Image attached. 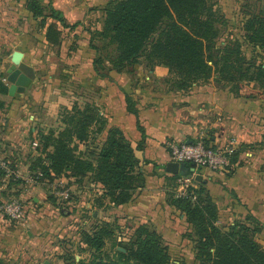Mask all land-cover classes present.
Wrapping results in <instances>:
<instances>
[{"label": "trees", "instance_id": "obj_1", "mask_svg": "<svg viewBox=\"0 0 264 264\" xmlns=\"http://www.w3.org/2000/svg\"><path fill=\"white\" fill-rule=\"evenodd\" d=\"M43 0H28L34 18L45 26V39L51 45H61L63 28L68 27L59 12L50 3L46 14ZM214 6L213 0H112L110 1L101 30L107 45H116L115 72L131 71L145 55L148 66L165 65L169 68L172 87L187 90L194 84L210 80L231 85V91L240 95L247 83L258 88L244 91L247 98L264 99V15L249 18L243 25V34L232 37L218 46L225 20ZM158 33L156 37L155 34ZM253 48L257 55L249 57L244 46ZM262 49V51L260 50ZM252 52V53H253ZM253 53V54H254ZM98 60H93L97 75L110 76L98 70ZM9 84L0 73V95L8 94ZM128 109L136 113L134 103L127 95ZM5 102L0 99V112ZM96 102L74 105L61 113L63 127L38 132V155L35 162L42 179L66 175L82 183L103 185L98 198L99 206L115 207L127 204L138 189L146 186L142 158L138 150L143 141L134 146L119 127L108 128V119L100 112ZM103 135L101 143L99 136ZM205 143H213L204 138ZM98 141V143H96ZM88 143H96L91 148ZM80 144H87L85 149ZM93 147V146H92ZM238 151L231 155L232 164ZM189 170L195 165L187 162ZM181 174H172L173 177ZM195 185L184 197L174 198L173 204L185 213L193 227V241L199 264H264V248L257 239L261 231L258 223L233 222L222 227L217 203L209 194L206 183L195 179ZM248 219V218H247ZM115 231L108 222L85 232L84 240L100 255L90 264H169L171 257L163 244L162 236L140 225L134 238L118 251L116 257L102 256L106 239Z\"/></svg>", "mask_w": 264, "mask_h": 264}, {"label": "rangeland", "instance_id": "obj_2", "mask_svg": "<svg viewBox=\"0 0 264 264\" xmlns=\"http://www.w3.org/2000/svg\"><path fill=\"white\" fill-rule=\"evenodd\" d=\"M110 1L112 0L41 1L46 14L49 15L51 12L49 9L51 3L69 25L63 28L62 43L57 46L47 45L45 26H42L39 18H27L20 25L14 19L0 22V70L4 80L8 83V69L13 63L26 68L34 78L35 89L41 96L38 101L28 98L22 102L34 104L45 111L50 119L48 122L50 129L56 132L63 127L61 113L65 109L90 102L89 95L92 93L88 73L89 68L93 67L95 70L92 61L99 59L98 70L102 73L110 72L109 68L115 72L113 63L118 54L116 45H107L100 34ZM213 3L225 20V23L221 24L222 34L218 38V46L224 45L232 37L243 34V25L249 18L264 15V0H213ZM155 36L157 37L158 33ZM244 49L249 57L257 56L253 48L245 45ZM79 58H82L85 65H81ZM144 59L145 55L140 58ZM95 74H98L96 70ZM169 77L172 79L171 75ZM202 83L214 84L218 88L231 91L230 84L214 78ZM247 85L243 92L258 88L254 82ZM29 87L31 88L32 84ZM243 92L240 95L233 93L246 97ZM250 99L255 101L254 108L258 111L253 115L256 117L248 121L253 124V128L257 126L260 137L237 140L239 137L237 135L236 161L229 169L217 171L220 174L217 185L221 200L216 203L220 214L218 223L222 227L243 221L248 223L252 221L261 227L264 222V218L263 220L256 218L249 210L242 209V213H239L241 216L236 212L231 215L228 206V201L234 203L240 201L239 192L234 186V177L240 169L247 168L254 174L253 185H258L264 190V99L257 95ZM250 133L256 134L255 131ZM103 135L99 136L100 143ZM231 137L233 136L230 133L224 136L222 143ZM96 143L88 144L95 148ZM86 145L80 144V148L85 149ZM33 146L36 149L37 146L34 144ZM37 155L38 153L32 156L28 162V171L21 173L16 179L8 177L0 169V202L19 201L23 207L22 219H15L0 211V264H90V261L100 253L85 243L84 233L93 232L96 226L105 222L111 225L115 235L106 239L103 253L101 252L104 257L107 255L116 257L118 251L125 252L124 246L134 238L138 227L145 224L162 236L163 244L171 257L169 264L200 263L196 258L193 227L182 209L172 202L174 198L186 196L190 188L196 186L195 181L190 187L181 189L179 176L173 177L168 181L165 191L151 194L145 189H138L129 206L113 209L101 206L94 214V209L87 203L92 198H99L100 195L97 190L94 191L89 179L86 178L78 185L75 178L63 174L36 182L35 173L40 165L34 160ZM54 184L68 188L70 197L68 199L57 197L53 193ZM207 188L214 199L212 189L208 186ZM34 197H40V200L36 202ZM257 239L264 248L263 227L257 234ZM132 264L136 262L133 261Z\"/></svg>", "mask_w": 264, "mask_h": 264}, {"label": "crops", "instance_id": "obj_3", "mask_svg": "<svg viewBox=\"0 0 264 264\" xmlns=\"http://www.w3.org/2000/svg\"><path fill=\"white\" fill-rule=\"evenodd\" d=\"M27 3L28 0H0V22L14 19L20 25L23 20L32 18ZM79 62L85 65L82 58H79ZM89 70L92 93L89 100L99 105L100 112L108 119V128H121L134 146L143 141L138 155L144 158L143 171L147 183L142 189L151 194L167 189L172 175L166 170L167 163L172 161L169 152L171 141H191L203 136L212 139L213 143H222V138L229 133L233 137L238 135L237 140L260 137L257 126L253 128L248 121L256 117L253 115L258 111L254 108L253 99L237 96L210 83L194 84L187 90L177 89L170 84L167 66H148L145 60L137 63L131 71L111 72L110 76L105 77L95 74L93 67ZM35 86L33 80L32 89L28 87L15 96L0 95L5 102L0 112V158L9 161L20 174L28 171L27 164L37 153L33 144L38 143V132L51 128L45 111L34 104L22 102L28 98L39 100L41 93L37 92ZM127 95L133 101L136 113L128 109ZM252 131L256 134L250 133ZM199 170L200 179L212 189L214 201L220 202L217 185L219 172L207 168ZM253 175L247 168L238 171L234 186L239 192L240 201H228L229 211L231 215L236 212L241 216L239 213H242V209L249 210L253 216L263 220L264 190L253 185ZM78 185L81 183L78 182ZM91 186L101 196L103 185L91 183ZM154 187L158 188L154 190ZM34 200L37 202L40 197H34ZM98 201V198H92L87 203L94 209V214L101 209ZM105 202L111 209L116 208L109 200ZM129 203L132 204L131 200L125 205L129 206ZM262 227L264 229V222Z\"/></svg>", "mask_w": 264, "mask_h": 264}, {"label": "built area", "instance_id": "obj_4", "mask_svg": "<svg viewBox=\"0 0 264 264\" xmlns=\"http://www.w3.org/2000/svg\"><path fill=\"white\" fill-rule=\"evenodd\" d=\"M237 140L231 137L225 143H205L204 137H198L191 141H171L169 143V152L173 161L179 163L191 162L195 165L191 174L180 175L178 181L181 189L190 187L195 181L198 171L201 168H207L212 171H225L232 165L231 155L236 150ZM34 145H38L37 142ZM0 169L3 170L8 177L18 178L20 173L14 170L10 162L4 158H0ZM42 174L38 173L35 177L36 182H42ZM96 185L97 183H93ZM54 194L58 197L68 199L70 192L68 188H64L61 184H54ZM103 189V186H102ZM103 191V190H102ZM0 211L9 214L15 219L23 218V207L19 201L0 202Z\"/></svg>", "mask_w": 264, "mask_h": 264}, {"label": "water", "instance_id": "obj_5", "mask_svg": "<svg viewBox=\"0 0 264 264\" xmlns=\"http://www.w3.org/2000/svg\"><path fill=\"white\" fill-rule=\"evenodd\" d=\"M7 81L9 84L8 94L15 96L18 92H24L33 82L34 78L28 73L26 68L20 66L18 63H13L8 69ZM166 170L171 174L185 175L189 167L186 162L179 163L177 161H169L166 165ZM197 175V179H200Z\"/></svg>", "mask_w": 264, "mask_h": 264}]
</instances>
